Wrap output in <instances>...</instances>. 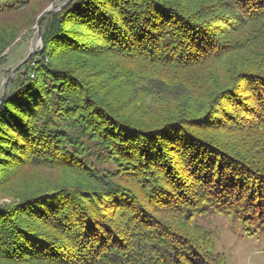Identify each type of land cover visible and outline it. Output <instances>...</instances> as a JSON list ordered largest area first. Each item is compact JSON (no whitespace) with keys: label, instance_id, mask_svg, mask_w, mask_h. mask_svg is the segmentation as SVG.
I'll use <instances>...</instances> for the list:
<instances>
[{"label":"trees","instance_id":"16d2710c","mask_svg":"<svg viewBox=\"0 0 264 264\" xmlns=\"http://www.w3.org/2000/svg\"><path fill=\"white\" fill-rule=\"evenodd\" d=\"M49 2L0 0V62ZM38 22L0 98V264H222L198 219L264 231V0Z\"/></svg>","mask_w":264,"mask_h":264},{"label":"rangeland","instance_id":"374dc122","mask_svg":"<svg viewBox=\"0 0 264 264\" xmlns=\"http://www.w3.org/2000/svg\"><path fill=\"white\" fill-rule=\"evenodd\" d=\"M67 1V0H66ZM61 5H55L54 0L52 2L48 3L39 14L35 16L33 19V23L26 28L15 40V42L10 46L9 49H7L4 53V60L0 62V98L2 97L4 87L6 85V80L9 77L10 73L17 68L22 62H25L19 67V69L16 71L15 74L12 75V77L7 82V91L10 88L9 82L16 79V77L20 76V74L23 72L25 65L27 62L38 52H40L43 48V37H42V31H41V41L38 37L37 32V25L38 20L42 18L43 14H45L47 11H54L57 10ZM58 12V11H56ZM54 12V13H56ZM52 14V13H51ZM264 36V32H262L259 36H256V38L251 41L256 44V40ZM263 38V37H262ZM264 40V38H263ZM259 42V41H258ZM243 54V52L239 53ZM31 78L32 75L30 76ZM220 219H226L232 221L234 224H236L240 230L242 235L249 239H255L259 240L261 242H264V231L254 232V230L248 231L241 227L235 220L227 218L226 216L222 215H215V214H209L207 216H204L203 218L198 219V224L200 227H202L204 230H206L210 236L213 246V253L218 257V260L222 264H229L228 259L225 257V255L220 251L218 246L214 242V237L212 232L210 231L211 228L216 227L217 222Z\"/></svg>","mask_w":264,"mask_h":264},{"label":"clouds","instance_id":"9594fccd","mask_svg":"<svg viewBox=\"0 0 264 264\" xmlns=\"http://www.w3.org/2000/svg\"><path fill=\"white\" fill-rule=\"evenodd\" d=\"M210 231L229 264H264V242L245 237L232 221L220 219Z\"/></svg>","mask_w":264,"mask_h":264},{"label":"water","instance_id":"95a60500","mask_svg":"<svg viewBox=\"0 0 264 264\" xmlns=\"http://www.w3.org/2000/svg\"><path fill=\"white\" fill-rule=\"evenodd\" d=\"M72 0H67L62 6H60L57 10H54V11H47L45 14H43L42 18L46 17L47 15L51 14V13H54L56 11H60L62 10L64 7H66ZM40 23L38 22V25H37V32H38V37H39V40L41 41V31H40ZM26 61V60H25ZM24 61V62H25ZM22 62V64L24 63ZM20 64L17 68H15L9 75V77L7 78L6 80V85L4 87V90H3V94H2V97H5L6 93H7V82L9 81V79L12 77L13 74L16 73V71L19 69V67L22 65Z\"/></svg>","mask_w":264,"mask_h":264},{"label":"built area","instance_id":"2783aa9c","mask_svg":"<svg viewBox=\"0 0 264 264\" xmlns=\"http://www.w3.org/2000/svg\"><path fill=\"white\" fill-rule=\"evenodd\" d=\"M65 2L66 0H54L55 5H61V4H64Z\"/></svg>","mask_w":264,"mask_h":264}]
</instances>
